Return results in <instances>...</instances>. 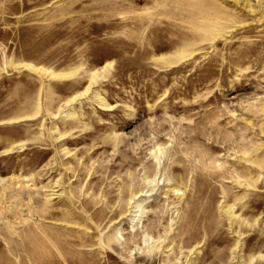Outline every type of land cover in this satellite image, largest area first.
<instances>
[{
  "label": "rangeland",
  "instance_id": "1",
  "mask_svg": "<svg viewBox=\"0 0 264 264\" xmlns=\"http://www.w3.org/2000/svg\"><path fill=\"white\" fill-rule=\"evenodd\" d=\"M0 264H264V0H0Z\"/></svg>",
  "mask_w": 264,
  "mask_h": 264
},
{
  "label": "bare ground",
  "instance_id": "2",
  "mask_svg": "<svg viewBox=\"0 0 264 264\" xmlns=\"http://www.w3.org/2000/svg\"><path fill=\"white\" fill-rule=\"evenodd\" d=\"M138 211V210H137Z\"/></svg>",
  "mask_w": 264,
  "mask_h": 264
}]
</instances>
